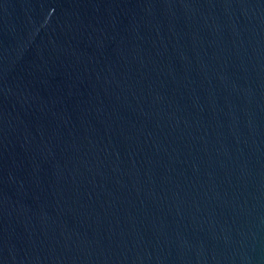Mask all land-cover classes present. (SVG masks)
<instances>
[{
  "label": "water",
  "instance_id": "obj_1",
  "mask_svg": "<svg viewBox=\"0 0 264 264\" xmlns=\"http://www.w3.org/2000/svg\"><path fill=\"white\" fill-rule=\"evenodd\" d=\"M0 264H264V0H0Z\"/></svg>",
  "mask_w": 264,
  "mask_h": 264
}]
</instances>
